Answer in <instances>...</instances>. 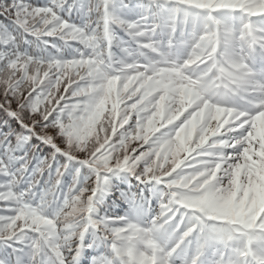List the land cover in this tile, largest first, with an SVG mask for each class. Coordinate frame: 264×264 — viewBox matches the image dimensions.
<instances>
[{"label": "snow or ice", "instance_id": "1", "mask_svg": "<svg viewBox=\"0 0 264 264\" xmlns=\"http://www.w3.org/2000/svg\"><path fill=\"white\" fill-rule=\"evenodd\" d=\"M0 264H264V0H0Z\"/></svg>", "mask_w": 264, "mask_h": 264}, {"label": "trees", "instance_id": "2", "mask_svg": "<svg viewBox=\"0 0 264 264\" xmlns=\"http://www.w3.org/2000/svg\"><path fill=\"white\" fill-rule=\"evenodd\" d=\"M37 2L43 3L44 0H37ZM136 186H137V182L134 180V178H131V177H129L128 180H126L123 183V188L125 189L129 187H133V189L135 190ZM139 187H141V189L143 188V186H139ZM116 196H118V194H116ZM117 201H119V206H117L118 204ZM124 208H128V205L125 204L123 201L115 199L114 197H110L108 201H106V210L110 211L112 214L120 215V213L122 212V209Z\"/></svg>", "mask_w": 264, "mask_h": 264}, {"label": "rangeland", "instance_id": "3", "mask_svg": "<svg viewBox=\"0 0 264 264\" xmlns=\"http://www.w3.org/2000/svg\"><path fill=\"white\" fill-rule=\"evenodd\" d=\"M116 194H118V193H116ZM116 194H115V195H116ZM117 202H118V204H117ZM117 202H116V204H117V206H119V201H117ZM116 204H115V205H116Z\"/></svg>", "mask_w": 264, "mask_h": 264}]
</instances>
